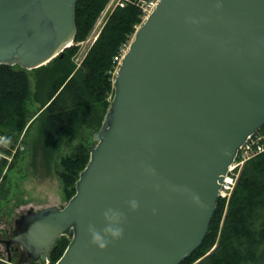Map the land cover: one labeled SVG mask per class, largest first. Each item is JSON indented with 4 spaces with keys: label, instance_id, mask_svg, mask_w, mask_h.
I'll return each instance as SVG.
<instances>
[{
    "label": "water",
    "instance_id": "1",
    "mask_svg": "<svg viewBox=\"0 0 264 264\" xmlns=\"http://www.w3.org/2000/svg\"><path fill=\"white\" fill-rule=\"evenodd\" d=\"M78 0H0V64L39 67L77 34ZM90 158L63 207L15 238L55 264H180L203 242L240 146L264 125V0H159L136 29ZM137 207L130 206L131 200ZM122 235L104 247L106 209Z\"/></svg>",
    "mask_w": 264,
    "mask_h": 264
},
{
    "label": "trees",
    "instance_id": "2",
    "mask_svg": "<svg viewBox=\"0 0 264 264\" xmlns=\"http://www.w3.org/2000/svg\"><path fill=\"white\" fill-rule=\"evenodd\" d=\"M109 0H78L75 7L77 34L74 43L49 62L25 69L19 64H0V133L14 146L29 128L35 112L32 100L41 103L40 118L44 146L54 151L66 137L72 138L83 126L100 128L114 95L115 56L131 39L142 20L134 5L117 6L109 16L79 67L72 61L79 44L92 32ZM45 87L41 94V80ZM32 79L36 81L33 90ZM42 86V87H43ZM27 131V130H26ZM264 136V125L258 131ZM70 141V140H69ZM0 151L8 152L0 144ZM90 158L85 144L74 147L63 158L60 173L70 199L79 173ZM7 160L0 166V176ZM70 239L64 235L49 255L51 264L62 256ZM264 262V151L244 164L229 200L219 198L202 244L180 264H263Z\"/></svg>",
    "mask_w": 264,
    "mask_h": 264
},
{
    "label": "rangeland",
    "instance_id": "3",
    "mask_svg": "<svg viewBox=\"0 0 264 264\" xmlns=\"http://www.w3.org/2000/svg\"><path fill=\"white\" fill-rule=\"evenodd\" d=\"M112 6L113 0H109L90 35L78 43L79 49L72 56L76 68L83 62L95 37L109 17ZM44 80L47 78L41 80L40 91L43 97L45 87L42 81ZM32 86L33 90H36L34 79ZM29 107L36 113L29 122V128L24 130L14 146L9 143L4 146L10 153L0 151V166L7 160L0 176V230L6 227L11 231L14 219L31 208L38 210L45 206L63 207L67 204L69 199L60 176L65 170L63 158L69 156L78 145L85 144L89 147L94 140V133L98 130L95 127L83 126L75 136L66 137L54 151L50 152L45 148L40 133L43 121L40 118L41 103L32 100ZM0 137L6 135L0 133ZM44 264H51V260Z\"/></svg>",
    "mask_w": 264,
    "mask_h": 264
},
{
    "label": "built area",
    "instance_id": "4",
    "mask_svg": "<svg viewBox=\"0 0 264 264\" xmlns=\"http://www.w3.org/2000/svg\"><path fill=\"white\" fill-rule=\"evenodd\" d=\"M158 2L159 0H113V6L110 15L117 6L123 7L128 4H134L141 9V16H142L141 21H144L154 11ZM107 20L104 22L103 26L105 25ZM138 26L139 25H137L136 27ZM102 28L98 32V35L101 32ZM98 35L95 37L94 41L96 40ZM128 46L129 43H125L120 49L119 53L115 56V60L118 62V64L121 62L122 57L124 56L125 52L128 49ZM262 151H264V136L259 132H255L249 135L246 141L240 146L237 157L235 158L234 162L229 166V169L224 176V181L221 183L220 192H219L220 197L229 200L236 186L238 177L240 175V172L244 164L247 162V160H249L250 158H252L253 156H255L256 154Z\"/></svg>",
    "mask_w": 264,
    "mask_h": 264
},
{
    "label": "flooded vegetation",
    "instance_id": "5",
    "mask_svg": "<svg viewBox=\"0 0 264 264\" xmlns=\"http://www.w3.org/2000/svg\"><path fill=\"white\" fill-rule=\"evenodd\" d=\"M33 209V208H31ZM31 209L25 213H21L14 219L12 230L2 227L0 230V264H44L41 258H32L29 256L27 250L23 245L16 241L15 238L26 230V223L18 224V221L27 214Z\"/></svg>",
    "mask_w": 264,
    "mask_h": 264
},
{
    "label": "clouds",
    "instance_id": "6",
    "mask_svg": "<svg viewBox=\"0 0 264 264\" xmlns=\"http://www.w3.org/2000/svg\"><path fill=\"white\" fill-rule=\"evenodd\" d=\"M8 143H10V137H0V144L6 147ZM129 203L133 209L137 207V201L134 199ZM104 216L108 222L102 229L96 228L95 225L89 226L92 242L99 247H104L111 239L119 238L123 231L120 224L122 214L118 209H106Z\"/></svg>",
    "mask_w": 264,
    "mask_h": 264
}]
</instances>
